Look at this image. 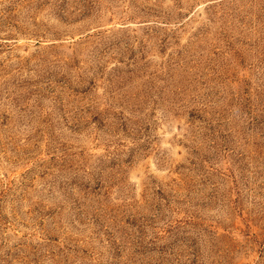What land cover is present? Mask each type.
<instances>
[{
  "label": "rangeland",
  "instance_id": "1",
  "mask_svg": "<svg viewBox=\"0 0 264 264\" xmlns=\"http://www.w3.org/2000/svg\"><path fill=\"white\" fill-rule=\"evenodd\" d=\"M0 264H264V0H0Z\"/></svg>",
  "mask_w": 264,
  "mask_h": 264
}]
</instances>
